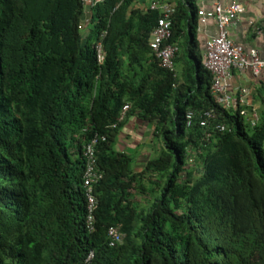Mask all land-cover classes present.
<instances>
[{
    "label": "trees",
    "instance_id": "16d2710c",
    "mask_svg": "<svg viewBox=\"0 0 264 264\" xmlns=\"http://www.w3.org/2000/svg\"><path fill=\"white\" fill-rule=\"evenodd\" d=\"M174 1L172 73L150 47L161 13L144 0H0V264H264V86L255 127L220 108L197 2ZM207 110L225 132L200 126ZM134 117L153 129L141 172L118 148ZM96 134L90 233L83 149ZM111 227L124 236L115 248Z\"/></svg>",
    "mask_w": 264,
    "mask_h": 264
},
{
    "label": "built area",
    "instance_id": "2783aa9c",
    "mask_svg": "<svg viewBox=\"0 0 264 264\" xmlns=\"http://www.w3.org/2000/svg\"><path fill=\"white\" fill-rule=\"evenodd\" d=\"M102 0H81L88 8L94 7ZM149 9L159 11L161 18L153 30V37L150 47L154 55L160 61L162 67L170 72L174 71L175 59L179 47L171 43L172 38V17L175 13V5L162 0H149ZM242 4L236 0L223 5L221 0H212L209 7L203 6L198 10V33H204L205 27L215 23L216 32L204 41L203 65L212 75V95L217 105L224 109L238 110L241 107L251 106V91L246 87L234 84V70L239 72H250L253 77L264 81V51L257 49L246 50L242 45L237 44L230 38L229 27L235 24L244 13ZM97 59L99 63L104 61L101 44L96 45ZM124 106L123 113L128 110ZM242 116L248 112L245 109L240 111ZM251 117L253 124L257 120L256 108H252ZM216 118L214 111H206L200 117V125L205 127L210 120ZM194 113H187V127H191ZM216 129L225 131L223 125H217ZM97 139H94L87 146L85 156L87 168L85 173V185L90 191L91 184L95 183L100 176L96 173V158L94 146ZM94 208V200L91 199L90 212ZM91 219V217H90ZM112 245L121 240L116 229L111 228L108 232Z\"/></svg>",
    "mask_w": 264,
    "mask_h": 264
},
{
    "label": "crops",
    "instance_id": "0c3cea01",
    "mask_svg": "<svg viewBox=\"0 0 264 264\" xmlns=\"http://www.w3.org/2000/svg\"><path fill=\"white\" fill-rule=\"evenodd\" d=\"M141 7L147 9L150 5L149 0H144ZM166 2L175 3L174 0H164ZM233 0H221L223 5H227ZM240 2L245 11L241 15L238 22L229 28L231 39L239 45H242L247 50L258 49L264 51V0H236ZM198 8L206 6L209 7L212 0H196ZM90 13L86 15L85 24L88 26ZM85 26V27H86ZM88 30L85 29V32ZM89 30L86 32L88 33ZM204 33L197 32V39L201 55L204 54V41L216 32L215 23H210L205 27ZM234 84L247 86L253 90L259 86L249 73L235 72ZM255 95V94H254ZM256 100V98H254ZM124 134H120L118 139V148L121 151L130 153L134 158V170L141 172L145 163L150 156L151 144L149 143L152 138V127L146 126L139 122L136 117L131 118L125 125ZM139 151L136 152V150Z\"/></svg>",
    "mask_w": 264,
    "mask_h": 264
},
{
    "label": "clouds",
    "instance_id": "9594fccd",
    "mask_svg": "<svg viewBox=\"0 0 264 264\" xmlns=\"http://www.w3.org/2000/svg\"><path fill=\"white\" fill-rule=\"evenodd\" d=\"M162 1H164V0H162ZM166 2V1H165ZM167 3H170V2H167ZM170 4H174V3H170ZM175 5V4H174ZM243 6V5H242ZM147 9H149V7L147 8ZM150 10V9H149ZM198 10H199V8H198ZM152 11V10H151ZM197 14H198V11H197ZM243 15V14H242ZM239 21V20H238ZM237 21V22H238ZM230 28V27H229ZM197 32H198V15H197ZM231 38V37H230ZM245 48V47H244ZM246 49V48H245ZM247 50V49H246ZM258 50V49H257ZM204 55V54H203ZM202 64H203V56H202ZM204 66V65H203ZM205 68V67H204ZM176 71V59H175V68H174V71L172 72V73H174ZM208 71V70H207ZM209 72V71H208ZM235 72H237V70H234L233 71V73H234V77H235ZM239 72V71H238ZM210 73V72H209ZM243 73H249L250 75H251V77L256 81V82H258L259 83V85L260 84H262L263 86H264V81L262 80V79H258V78H255V77H253L252 76V74L250 73V72H243ZM212 76V75H211ZM213 82V81H212ZM241 86V85H240ZM242 87H246V88H248V89H250V91H251V106L249 107V106H245V107H241V108H239L238 110H234V109H224V108H222L221 106H219L220 108H222L223 110H225V111H228V112H231L232 114H234V115H239L240 117H242L243 119H244V121L246 122V123H248L249 125H251L252 127H255L257 124H258V122H259V120H260V114H259V111H260V103L257 101V100H255L254 98H255V90H253V89H251V88H249V87H247V86H242ZM212 88V87H211ZM211 94H212V90H211ZM212 97H213V95H212ZM214 100V99H213ZM215 102V101H214ZM216 103V102H215ZM129 108H128V110L126 111V112H124L123 113V108H122V111H121V113H120V115H119V119H118V122H123L124 120H125V118H126V115H127V113H128V111H129V109H130V106L128 105V104H126ZM126 105H124V106H126ZM252 108H256V113H257V120L255 121V123L253 124V122H252V117H251V111H252ZM242 109H245L247 112H248V114L246 115V116H242L241 114H240V111L242 110ZM207 111H214V110H207ZM189 112H193V111H191V110H189L187 113H189ZM204 112H206V111H204ZM203 112V113H204ZM215 112V111H214ZM187 113H186V115H185V119H186V116H187ZM194 113V112H193ZM203 113L202 114H200V116L198 117V122H199V124H200V117L203 115ZM215 114H216V118H214L213 120H210L209 121V123H208V125L207 126H205L204 128H209L211 125H213V128H214V130H217V131H220V130H218V129H216V126L217 125H223V126H225V128H226V130H227V126L225 125V124H223V123H217V124H215L214 122L217 120V113L215 112ZM194 119H195V113H194ZM194 119H193V121H194ZM186 121V127H187V120H185ZM193 124V123H192ZM201 126V125H200ZM113 127H115V125L113 126ZM201 127H203V126H201ZM189 128V127H188ZM225 130V131H226ZM225 131H220L221 133H223V132H225ZM210 133V132H209ZM209 133H207V137H209L211 134H209ZM94 139H97V143L95 144V146H94V150H95V158H96V173L100 176V178L99 179H97V181L95 182V183H93V184H91V189H90V191L88 190V188L86 187V185H85V173H86V168H87V158H86V156H85V151H86V149H87V146L88 145H90L91 143H92V141L94 140ZM102 139V138H101ZM103 140H105L104 138H103ZM99 141H100V136L99 135H95L92 139H91V141H89L85 146H84V149H83V157L85 158V167H84V172H83V177H82V181H83V184H82V188H83V190H84V195H85V199H86V220H85V224H86V228H87V230L90 232V233H92V232H94V230H95V223H96V209H97V204H98V199H97V196H96V193H95V189H96V186L100 183V181L104 178V174H103V172H102V170L99 168V165H98V159H97V157H96V149H97V146H98V144H99ZM192 164H194V162L192 161ZM91 199H93L94 200V208H93V210H92V212H90V210H89V206H90V203H91ZM90 217H91V219H90ZM111 228H114V229H116L117 230V232L119 233V235L121 236V240L119 241V242H117V243H115L114 245H112L111 243H112V240H111V238L109 237V234H108V238H109V246L110 247H112V248H115V247H117L118 245H121L122 243H123V239H124V236L118 231V228H116V227H111ZM111 228H109L108 229V232H109V230L111 229ZM93 257H94V254H93V252H91L90 254H89V256H88V258H87V260H86V262H90L92 259H93Z\"/></svg>",
    "mask_w": 264,
    "mask_h": 264
},
{
    "label": "rangeland",
    "instance_id": "374dc122",
    "mask_svg": "<svg viewBox=\"0 0 264 264\" xmlns=\"http://www.w3.org/2000/svg\"><path fill=\"white\" fill-rule=\"evenodd\" d=\"M87 28H88V30L91 31V30H94V29H95V26L92 24V25L88 26ZM88 30H87V31H88ZM90 33H91V32H90ZM91 34H92V33H91ZM92 40L95 41L94 33H93V35H92ZM177 69L180 70V67L178 66ZM125 129H126V128H125V126H124V127L122 128V130H121V133H120L121 135L124 134ZM137 151H139V149H137L136 152H137ZM137 201L140 202L141 205H143V206L146 204V201L143 199L142 196H141V197H137Z\"/></svg>",
    "mask_w": 264,
    "mask_h": 264
}]
</instances>
